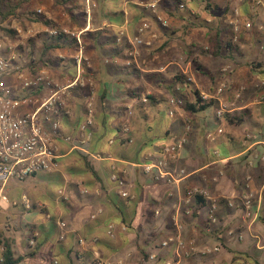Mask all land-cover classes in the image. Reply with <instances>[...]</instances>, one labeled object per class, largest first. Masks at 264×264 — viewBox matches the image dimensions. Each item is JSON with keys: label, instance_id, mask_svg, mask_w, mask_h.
I'll use <instances>...</instances> for the list:
<instances>
[{"label": "crops", "instance_id": "crops-1", "mask_svg": "<svg viewBox=\"0 0 264 264\" xmlns=\"http://www.w3.org/2000/svg\"><path fill=\"white\" fill-rule=\"evenodd\" d=\"M98 1L87 32L105 29L117 36L126 28L133 37L147 20L157 36L146 35L135 66L138 73L126 68L127 48L108 44L104 37L86 41L96 110L91 155H86L90 166L60 138L59 169L34 177L58 181V188L31 187L24 196L38 208L28 211L18 191L22 182L12 181L7 188L10 202L0 207V236L11 243L15 257L25 258L21 264H39L43 256L48 264H92L94 252L107 264H264V5H255V0H215L209 11L202 0H188L191 13L169 16L159 10L169 27L163 31L148 9L158 0ZM84 4L85 0H33L31 10L43 8V20L25 15L12 23L9 28L17 32L18 40L10 48L25 64L27 76L46 73L63 85L76 78V43L54 42L49 34L53 29L83 30L87 21L84 28L74 21L83 24ZM231 21L240 25L238 42ZM231 39L238 49L229 47ZM217 42L221 48L216 51ZM45 47L50 51L44 57ZM190 51L199 66L189 59ZM223 86L221 102L229 110L219 118L216 98ZM88 92L73 91L69 104L74 115L64 121V136L81 135ZM196 92L207 93L215 104L189 114L185 106L194 102ZM174 98L184 105L171 115L169 101ZM129 114L130 132L124 135ZM179 140L185 141L184 148L170 167L184 169L186 176L174 182L145 172V164L164 160L165 150ZM114 173L125 180L130 199L121 196ZM195 190L208 201L198 214L190 196ZM211 199L220 201L219 223L214 226L209 224ZM246 199L253 203L251 218L243 207ZM110 226L114 238L109 236ZM216 230L223 232L222 240ZM178 232L186 243L180 257L175 243L162 246ZM31 233L38 234L33 244ZM94 239L97 244H92ZM216 247L218 252L206 253Z\"/></svg>", "mask_w": 264, "mask_h": 264}, {"label": "built area", "instance_id": "built-area-1", "mask_svg": "<svg viewBox=\"0 0 264 264\" xmlns=\"http://www.w3.org/2000/svg\"><path fill=\"white\" fill-rule=\"evenodd\" d=\"M160 1V0H159ZM159 1L148 5V9L155 15L157 21L163 26L167 24L158 13ZM87 26L83 30L72 29H53L50 31V37H56L64 34L73 39L76 43L78 54L76 56L77 75L73 81L63 85L56 79L46 73H38L34 76L25 74V64L13 51L12 48H7L0 43V207L9 204L10 198L7 194L8 185L12 181L23 182L29 178L37 177L41 174L55 173L59 169V146L58 140L64 138L66 142L73 145V148L84 155H91L90 144L93 137V127L96 124L95 110V93L94 82L88 78V68L90 61L86 56V47L83 42V35L90 31L93 9L97 7L96 0H85ZM255 5L262 7L264 0H255ZM185 8L184 5L181 6ZM39 13H42L39 10ZM235 35V42H238V35L241 31L237 21L230 22ZM151 24L144 22L133 37H128L126 28H123L117 35L118 43L128 41L130 46V58L126 66L131 67L137 65L141 48L145 45V37L147 34H152L156 38V34L151 31ZM149 44V43H148ZM8 49V52L6 50ZM12 49V50H11ZM80 89L89 91L86 95L85 102V120L80 126L79 137L74 135L64 136V121L74 115V110L69 104V100L73 95V91ZM225 91V87H221L217 91V100H219V109L217 116L224 118L229 110V105L221 102V96ZM199 96L203 101H209L210 96L205 92H199ZM242 91L237 93V99H241ZM171 115H174V109L184 105L182 99H170ZM123 123V134L130 132L129 116ZM220 133L222 131L220 130ZM211 139L214 140L212 136ZM114 141L112 142V144ZM185 141L179 140L174 145L168 147L164 160H158L145 164L144 170L146 173H154L155 178L160 179L167 177L174 182L186 176L184 169L176 171L170 167L171 161L175 160L177 154L184 148ZM95 158H104L101 155L94 156ZM264 164V155L262 156ZM112 179L120 188V194L124 199H130L131 194L126 189L127 184L122 177L114 174ZM264 191V178H263ZM63 192L59 196H63ZM200 191H193L191 197L203 196ZM204 197V196H203ZM22 202L24 207L31 211L32 204L27 196H23ZM230 208L234 204L227 201ZM243 207L247 217H252L253 203L251 199H246L243 202ZM220 201L217 199L210 200L209 224L214 226L219 223ZM159 214V212H157ZM97 215L92 218L97 219ZM58 226L61 229L65 228V223L62 220L58 221ZM182 228L178 225V230ZM9 229H12V223H9ZM30 243L33 244V239L38 236L36 233H31ZM109 236L114 238L113 226L109 228ZM65 236L61 235V240H65ZM98 239H94L92 244H97ZM175 243L177 247V256L183 253L186 248V243L180 232L173 237L168 238L163 242L162 246L167 247ZM80 244L87 245L84 239H80ZM6 247L4 241L0 242V264L4 263L3 253ZM195 250V249H194ZM219 251V247L213 250H206L207 254H212ZM95 264H107L102 260L100 255L94 252ZM55 264H58L56 261ZM165 264H175L173 261H167ZM243 264V263H240Z\"/></svg>", "mask_w": 264, "mask_h": 264}, {"label": "trees", "instance_id": "trees-1", "mask_svg": "<svg viewBox=\"0 0 264 264\" xmlns=\"http://www.w3.org/2000/svg\"><path fill=\"white\" fill-rule=\"evenodd\" d=\"M32 1L33 0H19L17 2H15L14 0H0V30L4 33V35L9 39V41L11 43H15L18 39H17V32L14 30V29H11L9 27H3V24H5L6 22H10L11 19L13 18H19V15H18V11L21 10V9H24L26 7V11L24 13V15L26 16H33L35 17L36 19H39V20H43V16L41 15V13H39V10L38 11H32L31 10V6H32ZM56 2L59 3V1H62L64 3H70V2H77L79 0H55ZM159 1V0H158ZM188 0H160L159 1V8H158V13L159 10L161 8H163V10L169 14V16H177L178 14H180L181 12H189L191 13V11L188 9V6H187V2ZM192 1V0H191ZM204 3L208 4L207 5V10L211 11L212 10V4L215 3V0H202ZM148 2V1H147ZM96 3H97V7L93 9V12H92V18L94 17L96 11L98 10L99 8V1L96 0ZM26 5V6H25ZM184 5L185 8L182 9L181 6ZM83 8V6H82ZM151 13V17L154 21H156V23H158V25L160 26V28L163 30V31H166L169 29V27H163L156 19L155 15H153L152 12ZM83 17H84V22L83 24L77 22V21H74L75 24H78L79 27L81 28H84L86 26V21H87V14H86V4H84V12H83ZM77 20V18H76ZM144 22H149L147 20H145ZM143 22V23H144ZM93 23V22H92ZM142 23V24H143ZM150 23V22H149ZM61 30V29H60ZM106 34V35H105ZM104 37L106 40H107V43L108 44H118V45H121L122 47L124 48H127V52H128V59L130 58V46L128 44V46L125 44V41H123L122 43H118L117 41V36H115L113 34V31L112 30H105V29H97V31L95 32H86V34L84 35L83 37V42H84V45L86 47V41L88 39H99V38H102ZM52 41L54 42H66V41H70L72 43H74L75 45V42L74 40L67 36V35H64V34H60L59 36H56V37H50ZM32 42V41H31ZM128 42V41H127ZM220 42V40L218 41ZM216 43L214 47V50H218L219 48H221L220 44L219 43ZM53 44V43H51ZM229 47L230 48H235V49H238L239 46L238 44H236L233 39L229 40V43H228ZM220 46V47H219ZM192 48H195L194 46H191ZM87 50V49H86ZM188 50H190V48L188 47ZM50 51V48L48 47H45L44 49V53H43V56L45 57ZM208 53V51H206ZM215 52V51H214ZM86 55H87V51H86ZM193 51H190V55H189V59H192V61L198 65L197 63V59L193 57ZM136 65H133L131 67H127L129 70H132L133 72L135 73H138L139 70L135 67ZM199 66V65H198ZM199 70V69H198ZM89 79H91L89 76H88ZM92 80V79H91ZM149 98V97H148ZM215 102L214 100H209V101H203L200 96H199V93L196 92V96H195V100L194 102L192 103H187L186 106H185V110L186 112H188L189 114H197V113H202V112H205L206 110H208L209 108H211L212 106H214ZM84 157V162L87 166H90V162H89V156H86L84 154H82ZM116 175H118L119 177H122L120 176L118 173H114ZM208 204V201L203 197V196H196L195 197V209H194V214H198L200 210H202L203 208H205ZM34 210H36L38 207H32ZM42 213L44 215H47L48 213L46 212L45 209H41ZM224 227V226H223ZM220 230V229H219ZM219 230H216L214 231V233L216 235H218V238L219 240H222V234L223 232H219ZM4 241V244H5V247H6V250L5 252L3 253V258H4V263L2 264H21L23 261H24V257H15V253L13 251V248H12V245L11 243H9V241H6L5 239H3V237L0 236V242ZM93 255V252L91 253ZM29 256V255H28ZM93 257V256H92ZM92 264H95V260L92 262Z\"/></svg>", "mask_w": 264, "mask_h": 264}, {"label": "rangeland", "instance_id": "rangeland-1", "mask_svg": "<svg viewBox=\"0 0 264 264\" xmlns=\"http://www.w3.org/2000/svg\"><path fill=\"white\" fill-rule=\"evenodd\" d=\"M15 2L19 1V0H14ZM190 4H192V2H190ZM25 10V9H24ZM23 9L22 10H19L18 11V15L20 16L19 19H22L23 17H25L24 14H22V12L24 11ZM39 10L42 11L41 15H44L45 14V10L43 8H39ZM37 11V10H36ZM17 20V18L13 19L11 21V23H5L3 24V27H10L12 25V23ZM0 43H3V44H6L7 48H9L11 45V42L9 41V39L4 35V33L0 30ZM108 48V45L106 46ZM162 108L163 109H166V104L165 103H162ZM15 183H18V182H15ZM20 184V188H19V192H20V197L21 199L23 198L24 194H28L31 187L33 186H36L44 191H54L58 188L57 184H58V181H52V180H48L44 177H38L36 179L34 178H31V179H28L26 180L25 182L23 181L22 183H18ZM23 203V202H22ZM43 217V216H42ZM49 262H47V260L45 259V257H41L40 258V262L39 264H48Z\"/></svg>", "mask_w": 264, "mask_h": 264}]
</instances>
